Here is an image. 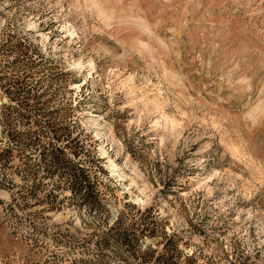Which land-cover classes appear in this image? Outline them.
Here are the masks:
<instances>
[{"label":"rangeland","instance_id":"rangeland-1","mask_svg":"<svg viewBox=\"0 0 264 264\" xmlns=\"http://www.w3.org/2000/svg\"><path fill=\"white\" fill-rule=\"evenodd\" d=\"M88 1L0 0V264H264V0Z\"/></svg>","mask_w":264,"mask_h":264},{"label":"trees","instance_id":"trees-1","mask_svg":"<svg viewBox=\"0 0 264 264\" xmlns=\"http://www.w3.org/2000/svg\"><path fill=\"white\" fill-rule=\"evenodd\" d=\"M51 158L48 160V169L46 170L48 174H51L52 172V169L53 168H60L61 166H64L65 169H67L68 171H72L75 170L73 167H72V161L69 160V159H66V157L64 159H60L56 156V154H60L62 153V149L60 147H56V146H52V149H51ZM61 163V164H60ZM61 165V166H60ZM73 168V169H71ZM74 174V173H73ZM76 175H74V177H69L70 180L72 181L70 184L71 185H76V184H79L76 179Z\"/></svg>","mask_w":264,"mask_h":264},{"label":"bare ground","instance_id":"bare-ground-1","mask_svg":"<svg viewBox=\"0 0 264 264\" xmlns=\"http://www.w3.org/2000/svg\"><path fill=\"white\" fill-rule=\"evenodd\" d=\"M86 1H88V0H86ZM88 3H89V1H88ZM93 3H94L93 5H95L97 8H99L98 7V5H99V1L98 0L97 1H94ZM98 10H99V12L104 13V11L101 10L100 8ZM104 14H106V13H104ZM109 16H111V15H109ZM109 16L106 15L105 16V19H108ZM135 24H136V26H139L142 30H146V28H147L146 24L144 22H142V20L140 18L138 19L137 22H135ZM97 135L99 137H103L104 136V132L102 131V128H100V127L98 128ZM112 167H113V170L114 171H118V173L116 174V176L119 177L121 179V181H122L124 179V177L126 176V174L124 173V171L120 170L119 166L117 164H115V163H112Z\"/></svg>","mask_w":264,"mask_h":264}]
</instances>
